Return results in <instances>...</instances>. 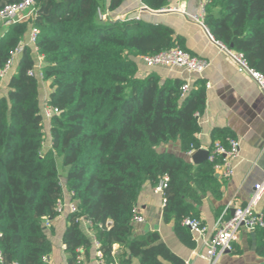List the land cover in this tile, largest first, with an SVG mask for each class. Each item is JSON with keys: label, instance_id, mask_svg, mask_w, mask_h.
I'll use <instances>...</instances> for the list:
<instances>
[{"label": "trees", "instance_id": "1", "mask_svg": "<svg viewBox=\"0 0 264 264\" xmlns=\"http://www.w3.org/2000/svg\"><path fill=\"white\" fill-rule=\"evenodd\" d=\"M20 1L0 0V8ZM124 1L35 0L33 16L0 22V70L31 29L42 57L41 78L30 75L36 60L24 45L0 96V264H49L43 261L50 253L45 223L58 216L65 189L76 205L62 235L67 264H82L94 245L100 264H185L157 231L133 235L142 185L156 187L167 176L162 218L189 248L195 243L182 220L199 218L201 195L221 199L225 180L214 171L219 160L193 165L159 149L174 142L184 154L199 149L206 83L197 79L183 92L184 80L141 74L139 58L184 49V42L164 24L99 18V11H114ZM140 1L153 11L168 6V0ZM203 22L215 41L264 75V0H206ZM40 81L51 90L44 102L52 111L48 119ZM211 138L214 157L216 142L227 148L236 139L226 128L213 129ZM259 235L264 255V231ZM114 244L121 246L117 256Z\"/></svg>", "mask_w": 264, "mask_h": 264}, {"label": "crops", "instance_id": "2", "mask_svg": "<svg viewBox=\"0 0 264 264\" xmlns=\"http://www.w3.org/2000/svg\"><path fill=\"white\" fill-rule=\"evenodd\" d=\"M202 2L203 0H170L168 7L174 6L181 10L171 12L163 9L150 10L145 8L140 0H125L116 10L103 11L102 14L105 22L133 17L155 24L167 25L183 38L185 50L207 61L206 68L198 75L191 74L180 67L154 66L147 68L141 58L138 59L141 61L138 68L141 74L155 72L162 79L178 78L188 82L189 85L197 79L206 83V105L203 113L199 116V149H209L212 143L211 133L215 128H226L239 142V152L231 160L233 173L230 178L224 179L225 183L221 187V199L215 200L209 194L201 195L199 203L195 205L199 211L198 219L212 231L217 218L222 214L226 217L230 216L235 208L243 206L252 194L254 185L262 179L264 96L248 76L237 71L233 62L210 39L207 29L190 18L191 15L200 13ZM30 34L31 30L23 38V43L31 47L33 58L39 60L40 56L34 44L29 42ZM8 76L1 80L0 96L6 95L8 91ZM50 91L47 82H39L41 106L48 98ZM46 125L48 141V124ZM49 146V142L46 143V147ZM162 147V151L172 152L189 163H192L190 155L196 151L184 154L180 151L178 142ZM62 176V183H64V174ZM63 201L65 203L72 202L70 193L66 189ZM163 206L162 194L156 191L155 186L145 182L139 191L136 204V209L143 216L144 222L133 224V235L157 231L160 240L184 262L207 264L204 258L195 257L192 254L195 244L192 248L185 246L176 236L173 223L163 221ZM259 208L264 210V194ZM66 214L67 212L45 223L50 241V253L47 256L49 264H67V255L62 243V235L66 228ZM82 227L92 237L88 225L82 223ZM260 242H262V238H260L259 231L250 233L240 229L237 240L232 244L231 249L225 252L215 264H264V255L258 252ZM112 251L117 256L121 252V246L114 244ZM200 252L203 253V249ZM98 257L99 253L94 245L88 258L82 257V264H100ZM133 263L137 264V260L134 259Z\"/></svg>", "mask_w": 264, "mask_h": 264}, {"label": "built area", "instance_id": "3", "mask_svg": "<svg viewBox=\"0 0 264 264\" xmlns=\"http://www.w3.org/2000/svg\"><path fill=\"white\" fill-rule=\"evenodd\" d=\"M169 1L170 0H168V3ZM205 2L206 0H203L200 6V13L198 15L190 16L193 21L197 22L204 28H206L203 22ZM35 10V0H21L18 3L5 5L0 8V22L6 25L14 21L25 20L26 18L33 16ZM163 10L171 12L181 11L178 7L174 6H167L166 8H163ZM98 16L100 19H103L102 12L99 11ZM35 33L36 30L31 29L29 38V42L31 44H34ZM209 37L233 62L237 71L248 76L258 86L264 96V75L250 68L241 53L234 52L223 44L215 41L210 33ZM24 45L28 46V44L22 42L15 48L14 51L10 53L8 61L0 70L1 79L7 77L12 72L17 57L23 50ZM141 61L147 68L154 66L180 67L191 74L197 75L201 74L207 66V61L205 59L195 56L179 46L171 47L154 55L144 56L141 58ZM41 64L42 57L40 56V59L36 60L34 71H29V74L34 75L35 73L36 76L41 78V74L38 70ZM189 86V83L185 82L182 87L183 92H186L189 89ZM42 114L46 119H48L52 114V111L45 104H43ZM214 147V152L217 153V156L214 157L209 153L208 160H219V162L214 164V171L219 177L228 179L233 173L231 160L235 158L239 152V142L237 139H229L227 148L218 142L214 144ZM192 152L193 151L189 153ZM219 157L222 158L220 159ZM262 173L261 181L254 185L252 194L247 202L243 206L235 208L230 216L226 217L224 214L220 215L217 218L215 227L212 231H210L209 228L198 218L185 217L182 220V225L187 227L193 236L196 246L193 249L192 254L195 257L204 258L207 264H215L225 252L231 249L232 244L237 240L240 229H244L250 233L260 230L264 231V210L259 208V203L264 194V166ZM167 180V176H163L156 186V191L162 194L163 205L165 204L163 190L167 186ZM75 209L76 205L74 202L65 203L63 200H60L56 205L55 212L57 215H61L65 212H74ZM81 222L89 226L87 221L82 220ZM143 222V216H141L135 208L133 210L132 223ZM201 249H203V253L200 252ZM43 261L44 263H47V257H44ZM185 264H190V262L187 261Z\"/></svg>", "mask_w": 264, "mask_h": 264}, {"label": "water", "instance_id": "4", "mask_svg": "<svg viewBox=\"0 0 264 264\" xmlns=\"http://www.w3.org/2000/svg\"><path fill=\"white\" fill-rule=\"evenodd\" d=\"M120 21V20H119ZM209 151L206 149H197L190 155V160L194 165H198L208 159Z\"/></svg>", "mask_w": 264, "mask_h": 264}, {"label": "rangeland", "instance_id": "5", "mask_svg": "<svg viewBox=\"0 0 264 264\" xmlns=\"http://www.w3.org/2000/svg\"><path fill=\"white\" fill-rule=\"evenodd\" d=\"M137 64L140 66L141 65V61L140 60H137ZM43 90V89H42ZM45 128L47 129V125L45 126ZM47 141V140H46ZM47 143H48V141H47ZM169 144V143H168ZM165 145H167V144H165ZM162 146H164V145H162ZM159 147V149L161 150V148H163V147ZM57 163H58V168H59V172L61 173V175H63V173H62V170H61V167H60V160L58 159L57 160ZM63 177V176H62Z\"/></svg>", "mask_w": 264, "mask_h": 264}]
</instances>
